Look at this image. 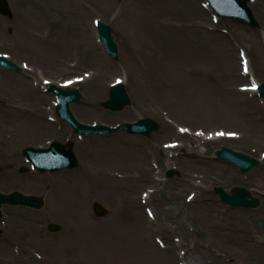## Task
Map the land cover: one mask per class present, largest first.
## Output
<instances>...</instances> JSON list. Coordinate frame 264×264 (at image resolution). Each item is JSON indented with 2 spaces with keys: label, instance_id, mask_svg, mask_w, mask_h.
Instances as JSON below:
<instances>
[{
  "label": "rangeland",
  "instance_id": "rangeland-1",
  "mask_svg": "<svg viewBox=\"0 0 264 264\" xmlns=\"http://www.w3.org/2000/svg\"><path fill=\"white\" fill-rule=\"evenodd\" d=\"M9 1L14 14L8 18L0 12V53L10 54V58L19 63L16 46L21 43L24 47H29V54H38L37 52H43L44 49L49 52H71L75 51L88 35L89 42H83L84 51L94 68L90 77L96 76L97 84L96 88L85 86L84 82L71 85L78 86L84 94L82 100L72 103V109L80 120L114 125L134 121L145 114L156 118L162 124L161 129L151 137L127 132L77 137V133H72L70 125H67L65 120H59L55 110H52L51 106L57 98L45 89L44 80L47 77L28 68H24L22 73L0 68V141L9 136L8 130L3 127L16 123L17 120L12 119L11 114L18 116L19 113H14L11 109L18 105L32 111L39 105L45 106L55 119L50 122L57 126L54 128L55 132H52V128L47 129V134L41 138L26 135L19 139L18 146H11L10 140H2L3 144L0 146V166L3 167L0 172V190L34 192L46 199L45 206L36 210L22 206H4V218L14 211L10 214L23 221L20 228L14 230L17 236L12 237L14 233L8 230L10 241L15 244L33 241L40 243L36 248L42 256L32 264H92V261H96V264H221L219 260L213 263L214 253L227 261V264H254V261L264 264V229L258 227L255 221L259 217L264 219L262 195L257 193L261 195V205L254 209L232 207L214 192L212 183L222 185L228 190L234 186H245L251 190L250 184L237 183L229 187L218 177L209 178L207 182V179L201 178L202 173L199 170L189 172L191 178L190 175L185 178L182 175L185 174L182 166L174 168L178 174L168 178V168H163L159 159L160 156L163 158L164 154L156 150L158 146H167L166 142L171 139H179L175 132L182 131V128L190 134L197 132V135L202 134L198 133L200 131L226 133L227 130H232L241 133L247 130H264V99L252 90L255 81L264 82V72H258L259 67L258 71L255 68L256 64L264 67V0H248L257 15V25H250L236 18L218 17L206 6V0ZM258 4H263L260 9ZM190 5L193 7H189ZM149 6H155V9L150 12ZM95 18L114 26L115 39L119 44V60L110 57L99 43ZM221 34L231 42V51L226 58L228 62L234 60V67L238 72L245 74L244 57L249 59V65L251 61L248 71L250 78L237 80L232 72L235 78L231 80L232 83L228 80L227 69L224 68V62L222 63L224 53L218 38ZM152 38L156 40L151 41ZM152 68L160 73V84L165 86L155 94L154 102L149 100L150 94L144 92L145 88L141 86L140 81L144 80V69ZM55 80L60 82L59 79ZM117 80L125 81L133 100L135 99L141 110H134L133 113V109L127 107L121 111L103 107V102L109 97L111 84ZM34 90L41 93L33 92ZM85 101L92 103L94 108H88L85 112L79 111L78 106ZM229 105L233 106V111L228 109ZM61 129L66 131V136L60 134ZM56 131L59 134H56ZM51 139L73 141L79 166L54 173H39L33 170L22 153L23 148L28 145L47 144ZM215 141L216 144L244 146L242 139L235 137L230 140L225 135H219ZM187 142L188 146L185 148L192 149L194 141L191 139ZM105 143L110 147L113 159L111 162H106L97 151L98 146ZM130 143L143 146L144 151L149 152H137V148L135 150L127 146ZM249 145L246 150L259 156V153L251 149L255 145ZM10 148H14L13 153L9 152ZM207 151H210V147ZM207 151L204 149V152ZM209 156L212 157V153ZM83 160H86L87 166L95 175L111 170L112 174L109 176L116 180L107 181L106 186L101 189L90 186L89 195L71 194L72 200L81 203L94 221L82 223L81 239L77 240L73 238V234L78 231L75 222L81 220L80 214L75 209L56 203L55 188L60 182L83 187V179L87 178L80 171ZM215 160L227 164V161ZM24 166L28 170L21 172L20 169ZM144 171H150L152 180L161 182L160 185L149 186V177L145 178V181L140 178V172L144 174ZM127 172L140 179L127 182L123 178V174ZM257 173H261V179L264 177V160L259 167L243 176L256 184ZM103 175L106 178L107 175ZM45 176L51 177L47 184H44ZM189 179L195 186H203L207 190L205 193L213 195L215 201L212 202L222 209L237 213L250 212V232L257 242V247L254 243H248L251 249L246 250L234 244L224 245L208 229L209 218L205 213L193 208L185 210L180 204L178 208L172 205L178 203L176 198L179 196L183 198L182 201L189 193L192 194L190 198L195 196V186H185L186 180ZM260 184L264 190V179ZM129 190L139 197L136 200V206H140L139 211H144L149 215L147 219L152 220V224L148 226L151 236L158 240V246L160 243V246L169 250L171 255L166 259L156 252L157 247L154 245L152 246L155 248L149 250L140 247L147 241L144 237H139L136 230L133 232L130 216H126V211L121 209L129 200L124 193ZM164 190L166 193L162 194ZM140 197L143 198L142 201ZM95 201L105 205L109 215L97 218L92 208ZM187 203H190L189 199ZM167 206L169 208L166 211L181 221L180 226L177 223L171 224L170 227L159 225L158 215ZM117 213H120L122 218L116 223ZM191 220H195L199 225V233L193 230ZM183 221L185 223L182 225ZM47 222L60 224L61 230L57 233L48 231L45 229ZM134 225L139 224L134 222ZM29 230L38 231L41 236L36 235V239L32 235L28 237ZM239 241L243 246L244 240L240 238ZM44 243L47 247H44Z\"/></svg>",
  "mask_w": 264,
  "mask_h": 264
},
{
  "label": "bare ground",
  "instance_id": "bare-ground-1",
  "mask_svg": "<svg viewBox=\"0 0 264 264\" xmlns=\"http://www.w3.org/2000/svg\"><path fill=\"white\" fill-rule=\"evenodd\" d=\"M181 1V0H178ZM263 4H258V7L260 9V7ZM189 7H193V5H190ZM207 7H209L207 5ZM153 9H155V6L153 7H148V10L151 12ZM257 16V15H256ZM262 36V35H261ZM220 38V46L223 49V53L224 56L222 57V63L224 62V68H226V73L228 75V80L231 82V80H233V74L235 75L236 78H238L237 80H239L240 78H248L249 74H242V72H238L234 66H236L234 64V60H230L228 62L227 60V54L228 52L231 51V42L229 39H224V36H222V34L218 37ZM155 41L156 39H153L151 41ZM229 41V42H228ZM154 44V42H153ZM94 45V44H93ZM53 50V49H52ZM54 51H52L53 54ZM85 61V60H84ZM88 63V62H87ZM251 61H250V65L248 66L249 69L251 68ZM234 67V68H233ZM257 67H259V71L257 69ZM255 68L258 72H264V67L259 66V64L255 65ZM230 69V71H229ZM233 72V74H232ZM237 75V76H236ZM142 76L144 78V80H140L142 83V87H144V92L147 91L149 92L150 96H149V100H152L153 102L155 101V94H158L160 89H164V85L160 84L161 81V76L160 73L155 70V69H144ZM234 77V78H235ZM96 76H94L92 79H89L86 81V83H84L85 85H91L90 88H96ZM236 80V81H237ZM235 82V81H234ZM125 83V82H124ZM232 83V82H231ZM126 84V83H125ZM257 84V82L255 83ZM128 92L131 95V104L129 106H127V108L133 109V113L135 112L134 110H141L140 106L136 105V101L135 99L133 100L132 94L129 90V88L127 87ZM33 92H39V91H33ZM40 93V92H39ZM159 97V96H158ZM230 99V98H227ZM237 103V102H236ZM54 109V106L52 107ZM88 108H94L92 103L85 101L84 104H80V106H78V110L79 111H87ZM233 106L229 105V108L231 111ZM12 112L14 113H19L18 116L16 115H12L13 117H11L12 119L17 120L15 125L13 126H4L3 129H5L8 132L9 136H6L5 138H3V142L4 141H8L10 140V144H12L11 146H16L17 143H19V139L23 138L24 136L28 135V136H32V138H36V136H40L43 137V134H47L46 131L48 129V127L52 128V132H55V127H57L54 123L48 122V115H49V111L47 108H45V106L39 105L38 107H36V109L29 110L25 107L22 106H16L15 108L11 109ZM239 110V109H238ZM238 117V116H237ZM44 122V123H43ZM43 123V124H42ZM264 123V122H263ZM60 134L66 136L67 133L65 130L61 129L59 130ZM4 132V131H3ZM73 132V131H72ZM6 133V132H4ZM7 134V133H6ZM56 134H59L58 131H56ZM55 134V136H56ZM248 135L251 136H255L256 133L252 130V132H248ZM181 139H182V144L180 143L177 147L174 148H163L162 146H158L156 148V150L158 151V153H161L162 155L164 154V157L162 158V156H160V160L162 161V166L163 168H170L173 167V164H180L184 169H185V174L183 173V177L185 178H189L190 173L194 172V170H199L202 174H201V178L204 177V179H207L206 181L208 182L209 178L212 177H218L219 179H223L228 185H232L241 181H245L247 183H249L254 190L253 193L254 194H261L264 200V190H263V185L261 186L260 183H262L264 177L261 179V173H257L258 178L256 179L257 183L255 184V182H249L246 181L243 177H241V175L238 172V169L233 166L232 163L230 162H226L227 164L221 163L216 159L217 158L214 154H213V158L211 156H209V154L213 153L215 147L210 148V151H207L209 148L204 147L201 145V143H205L206 141H203L202 138L198 139V138H194L195 141L194 146L191 148H189L188 150L186 149L185 154L183 155L180 150L182 147H187L188 146V140H189V135L186 133L184 135H180ZM9 138V139H8ZM200 140V143H199ZM176 141V140H171V142ZM0 143V146L3 144ZM216 142V141H215ZM210 143H214V142H210ZM127 145V144H126ZM18 146V145H17ZM129 147H131L132 149L137 148V152L141 151L142 153H145L147 151H144V148L140 147L139 145L130 143V145H127ZM4 147V146H3ZM127 148V147H126ZM194 148V149H193ZM204 149L207 152H204ZM14 148H10L9 152L13 153ZM97 151L99 153H101L102 158L106 161V162H111L113 161V159H111V154H110V147L108 146V144H101L98 146ZM149 152V151H148ZM147 152V153H148ZM170 152H174V155L172 157H170ZM179 153V155L181 154V156L177 157L175 153ZM7 154V152H6ZM167 154V155H166ZM148 157V155H147ZM13 158L15 159V155H13ZM142 159V157L140 158ZM16 160V159H15ZM263 160V159H262ZM80 171L82 172V174L85 176L86 179H83V187H75V185L73 183H68V182H60L57 184L56 186V203L58 205L61 206H66V208H72L75 209L76 211H78V213L80 214V221L75 222V228L78 230L75 234H73V238L80 240L81 239V233H82V223H93V219L91 218V216L88 214L87 210L82 206L81 203L73 201L71 198V194H76L79 196H83L88 194L89 195V187L90 186H95L98 188H104L106 186V182L107 181H115L116 179L112 176H109L110 174H112L111 170L106 171V173L103 171L100 175H95V173H93L91 171V169L87 166L86 160H83V164L80 167ZM142 171V170H141ZM145 172V171H144ZM190 172V173H189ZM48 173V172H47ZM107 175L106 178L104 177V175ZM151 172L150 171H146L144 174L143 172H140V178H143V180L145 181V178L149 180L148 182H151L149 184V186H157L160 185L157 181H153L152 177H151ZM134 177V178H133ZM50 176H45V180L46 182L44 184H47L50 180ZM123 178H125V180H127V182H132V181H136L137 178L135 175H131L129 172L124 173L123 174ZM191 178V175H190ZM10 179L12 180L13 177H10ZM185 180V179H184ZM194 180V179H193ZM191 179L186 180V187L189 186H195L194 183H191ZM242 182V183H243ZM135 183V182H134ZM133 184V183H132ZM164 184V182H163ZM215 183H212V186H214ZM216 185V184H215ZM45 188V186L43 187ZM195 190H197V192H195V196L191 199H189V195H186L184 197V201H182L181 196L177 197L176 199L179 200L178 203H172V205H174L175 207L177 206V208L180 207L181 208H193L194 210H201V213H205L207 215V217L209 218V221L207 222V227L208 229L211 231V233L215 234V236L217 238H219L220 243H223L224 245L227 246H231L232 244L236 245L239 248H244L246 249H251L248 247V243L252 244L253 243L256 245L257 247V242L255 239L252 238V234L250 231L251 227H250V223H249V218H250V212H242V213H237L233 210H224L221 207L217 206L214 202V197L213 195H210L209 193H205L207 190L205 188H203V186L201 185H196L195 186ZM105 192V190H104ZM125 195L127 196V203L124 204L123 206H121V209L125 210L127 215L126 216H130L131 220L130 222L132 223L133 226L132 230L133 232L136 230V232L139 234V237H144L146 239V243L142 244V246H140L142 249L145 250H149V249H154L155 247H157L155 250L158 254H160L164 259L167 258V256H170V252L169 250H167L165 247L158 246V240L154 237L151 236V231L148 228V226H150L152 224V220L147 219V217L149 218V215L144 213V211H139L138 207L140 206H136V200L139 199V197H137V194L134 193L132 194V191L129 190L126 192H124ZM190 194V193H189ZM257 194L260 198L261 195ZM189 199L190 203H187V199ZM143 198L140 197V201H142ZM189 206V207H187ZM147 208V207H146ZM169 207H165V210L163 212H160V214L158 215L159 218V225H164V226H168L170 227V225H175L176 223L180 226L181 221L179 219H175L174 215L171 216L169 215V212L166 211V209H168ZM183 210V209H182ZM120 212V210H119ZM148 213V212H147ZM145 214V215H144ZM120 213H117V216L115 217V222L117 223V221H120V219L122 217H120ZM151 218V217H150ZM83 221V222H82ZM134 222H136L137 224H139L138 226L134 225ZM185 222H182V225ZM171 225V226H172ZM183 228V226H182ZM242 238L245 242L243 243V246L241 244V242L239 241V239ZM150 240H152L150 242ZM154 240V241H153ZM225 241V242H222ZM175 243V241H173ZM152 245H154L155 247H153ZM245 246V247H244ZM214 256V260H219L221 262V264H227L226 261H224L223 259H221L218 255H216L215 253L212 254ZM243 262L245 261L244 259H241ZM88 261V260H87ZM92 264H96V261H92ZM190 264V263H189Z\"/></svg>",
  "mask_w": 264,
  "mask_h": 264
},
{
  "label": "water",
  "instance_id": "water-1",
  "mask_svg": "<svg viewBox=\"0 0 264 264\" xmlns=\"http://www.w3.org/2000/svg\"><path fill=\"white\" fill-rule=\"evenodd\" d=\"M212 7L221 15V16H233L240 17L246 20L249 23L257 24V20L254 16L253 11L249 7L247 0H209ZM0 6L4 12L9 13L11 11L7 0H0ZM100 38L107 50V52L115 58H118L119 51L118 45L113 38V27L109 24L99 21L98 23ZM1 64L5 65L11 69H20L19 66L10 60H7L3 56L0 57ZM51 89L56 90L59 93L60 104L57 106V112L60 116L67 118L77 130L86 133V132H105L112 133L113 131H118L121 129H127L129 131H141L150 135L153 131L159 129L160 125L153 118L147 117L141 119L137 123H125L117 128L109 127L105 125H93L89 126L86 124L80 123L70 109V102L72 100H78L82 97L81 91L79 89L66 90L56 85L51 84ZM261 96L264 97V83L259 86ZM130 102L129 94L126 91L125 85L123 83H118L112 86L111 88V97L105 102V106L112 109H121L127 103ZM67 146L61 144L60 142H54L51 148L48 149H36L28 147L25 149V154L28 155L31 161L39 167V170H58L59 168L65 167H74L78 165L77 157L73 151L72 146ZM216 154L227 159L233 160L241 170L248 172L251 168L260 163L259 159L250 154L236 151L230 147L223 146L221 149L216 150ZM1 170V168H0ZM25 170V169H23ZM169 175H172V172H169ZM215 191L220 194L221 198L234 206H244L252 207L259 205V199H249L248 196H251V192L246 188H237L235 192L229 194L222 186H216ZM13 203V204H26L32 205L34 207H42L43 200L40 197L25 195L21 192H13L11 194H5L0 192V213L2 203ZM94 209L99 216L107 214L106 209L100 203H94ZM257 223L264 228V219L259 218L256 220ZM193 226L196 231H200V228L195 221H192ZM52 230L59 229L57 224L51 225ZM258 264V263H256Z\"/></svg>",
  "mask_w": 264,
  "mask_h": 264
},
{
  "label": "flooded vegetation",
  "instance_id": "flooded-vegetation-1",
  "mask_svg": "<svg viewBox=\"0 0 264 264\" xmlns=\"http://www.w3.org/2000/svg\"><path fill=\"white\" fill-rule=\"evenodd\" d=\"M52 57V56H51ZM72 57L71 53H61L59 55L54 56V58L50 57H32L27 55H22L24 60H28L30 63L34 64L37 68L47 73V74H55L62 77H68L69 74L73 72L75 69L77 72H83L88 66V63L83 60V58L79 55L77 56V65L75 67H71L68 65V60ZM251 137L246 134L243 139V144H248L252 142L255 145V148L258 152H264V133L256 134L254 137ZM22 221L19 220L18 217H0V226L5 227L7 230H10L12 227L17 228ZM5 231L0 232V264H23V260L20 257L21 253L17 247V243H13L10 241V234H3ZM12 237L17 236L18 234L13 231ZM33 235V233H28V237ZM22 244V243H21ZM30 250H32L31 254L35 255L33 252L37 250L36 245H39L37 241L24 243ZM38 251V250H37ZM23 254H27L25 251Z\"/></svg>",
  "mask_w": 264,
  "mask_h": 264
},
{
  "label": "snow or ice",
  "instance_id": "snow-or-ice-1",
  "mask_svg": "<svg viewBox=\"0 0 264 264\" xmlns=\"http://www.w3.org/2000/svg\"><path fill=\"white\" fill-rule=\"evenodd\" d=\"M244 71H245V73H247L248 71H249V68H248V66H247V61L245 60L244 61ZM70 83V82H69ZM257 85H255V84H253V86H252V90H256L257 89ZM218 135H225L224 133H218ZM231 135H235L234 133H232Z\"/></svg>",
  "mask_w": 264,
  "mask_h": 264
}]
</instances>
